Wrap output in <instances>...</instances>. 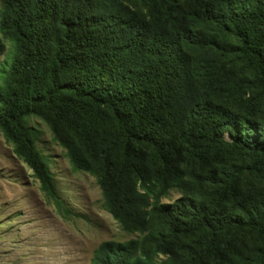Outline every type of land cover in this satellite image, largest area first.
I'll return each mask as SVG.
<instances>
[{
  "label": "trees",
  "instance_id": "1",
  "mask_svg": "<svg viewBox=\"0 0 264 264\" xmlns=\"http://www.w3.org/2000/svg\"><path fill=\"white\" fill-rule=\"evenodd\" d=\"M128 1L2 0L0 132L64 210L44 123L140 234L90 264H264V0Z\"/></svg>",
  "mask_w": 264,
  "mask_h": 264
},
{
  "label": "rangeland",
  "instance_id": "2",
  "mask_svg": "<svg viewBox=\"0 0 264 264\" xmlns=\"http://www.w3.org/2000/svg\"><path fill=\"white\" fill-rule=\"evenodd\" d=\"M171 2L187 12L192 9L189 0ZM128 5L148 15L147 0H129ZM5 43L7 54L1 61L0 71L11 62L10 45ZM31 125L41 131L39 146L52 158L51 168L64 210L45 196L33 171L15 155L13 146L0 132V264H90L101 243L139 238V233L123 231L105 210L95 178L72 173L65 151L53 141L46 125L36 119ZM225 138L232 141L229 134ZM196 173L203 174L200 170ZM244 181L253 182L249 176ZM182 196L175 190L163 203L172 204ZM151 232L157 237L154 225ZM186 241L198 243L200 240ZM245 241L251 244L250 238ZM166 259L160 257V261Z\"/></svg>",
  "mask_w": 264,
  "mask_h": 264
}]
</instances>
